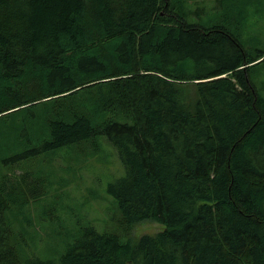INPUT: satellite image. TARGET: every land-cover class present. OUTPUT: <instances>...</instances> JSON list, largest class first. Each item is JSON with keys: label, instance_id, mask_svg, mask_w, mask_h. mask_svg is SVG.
I'll list each match as a JSON object with an SVG mask.
<instances>
[{"label": "trees", "instance_id": "16d2710c", "mask_svg": "<svg viewBox=\"0 0 264 264\" xmlns=\"http://www.w3.org/2000/svg\"><path fill=\"white\" fill-rule=\"evenodd\" d=\"M181 7L0 0V165L27 172L0 173V264H264V12L195 25ZM101 135L124 169L107 187L120 232L22 256L7 215L35 194L30 160L89 156ZM147 220L162 230L121 239Z\"/></svg>", "mask_w": 264, "mask_h": 264}, {"label": "rangeland", "instance_id": "374dc122", "mask_svg": "<svg viewBox=\"0 0 264 264\" xmlns=\"http://www.w3.org/2000/svg\"><path fill=\"white\" fill-rule=\"evenodd\" d=\"M244 3L246 0H172L174 6L181 4L182 11L188 13V24L195 25L206 19L207 12L208 17L217 16V12L225 11V8L227 13L233 14L264 12V0H255L253 6L247 9ZM257 71L264 73V65ZM98 142L100 151L96 150L86 157V151L80 154L63 149L56 154L42 153L37 159L30 160L29 170H33L35 176L31 178L35 181L31 192H42V195L36 200L32 198L34 194L31 201L25 202H11L10 199L9 204L15 207L21 205L22 211L14 208L7 215L20 239L19 252L22 256L58 257L86 226H92L99 232H120L121 227L117 223L119 214L107 187L122 176L124 169L108 139L101 135ZM5 172H11L10 181L16 183L19 182L18 175H27L22 169L0 165V173ZM3 175L0 174V177ZM25 185L21 182L22 198L27 192L23 189ZM161 230L162 226L156 222L142 221L134 225L130 236L125 234L121 239H130L134 243L143 235L153 236Z\"/></svg>", "mask_w": 264, "mask_h": 264}, {"label": "bare ground", "instance_id": "6f19581e", "mask_svg": "<svg viewBox=\"0 0 264 264\" xmlns=\"http://www.w3.org/2000/svg\"><path fill=\"white\" fill-rule=\"evenodd\" d=\"M230 29V28H229Z\"/></svg>", "mask_w": 264, "mask_h": 264}]
</instances>
